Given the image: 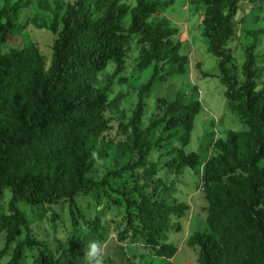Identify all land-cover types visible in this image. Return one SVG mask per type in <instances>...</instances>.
I'll return each mask as SVG.
<instances>
[{
    "label": "trees",
    "instance_id": "16d2710c",
    "mask_svg": "<svg viewBox=\"0 0 264 264\" xmlns=\"http://www.w3.org/2000/svg\"><path fill=\"white\" fill-rule=\"evenodd\" d=\"M208 1L210 5L203 21L205 37L210 40L209 53L220 59L226 96L234 103L252 96L246 108L254 110L264 105V82L262 89L256 91V43L246 49L245 82L241 89L233 80V69L227 67L232 62L231 50L227 47L235 34L234 19L242 0ZM173 3L174 0L165 3L136 0V5L131 7L126 0H75L62 18L63 29L49 68L35 45L10 57L0 53V199L5 192L12 193L9 213L0 212V234L7 233L6 248L0 252V260L24 228L28 236L17 246L8 264H23L26 248H36L34 264H72L76 246H63V254L58 256L34 239L30 224L17 203L41 207L67 200L74 223L78 226L81 220L84 226L96 232L99 224L87 220L77 206V198L85 192L108 187L111 177L121 178L144 168L146 157L153 150L151 131L160 123L166 124V130L181 127L188 133L192 131L200 113V103L183 105L180 99L173 103L163 101L167 108L165 117L153 122L145 131L141 129L147 93L156 82L167 79L155 68L152 79L139 90V103L129 124H122L124 131L130 129L131 132L121 147L130 154H137L140 161L109 173L101 181L89 177L94 167L96 144L110 125L106 113L118 109L122 100L118 97L110 101L109 93L126 68V55L133 37H138L139 50L143 54L138 65L141 70L157 61L171 64L169 76L186 72L188 58L180 55L179 47L172 41L178 30L169 27L166 20L148 21ZM251 3L264 5V0H251ZM42 7L49 9L44 2ZM13 11L9 1L0 10V51L11 43L12 33L17 28L11 17ZM129 14L131 21L125 27ZM249 34L256 42L264 35V29L251 30ZM111 62L116 64L115 72L101 82L99 74ZM246 108H237V112L245 118L252 132L233 134V139L239 138L238 144L247 145L233 148L234 157L225 165L213 160L205 164L206 182L218 183L225 178L228 182L207 189L211 206L209 223L220 230L218 243H212L205 233H196L190 241L191 246L202 249L200 260L203 264H218L221 254L226 264H264V167L260 166L264 158V113H258L255 121ZM253 135L257 137V149L247 153L246 150L252 148ZM217 145L222 150L228 146L223 141ZM178 159V170L196 169L200 160L198 154L187 155L184 150H178ZM155 166L148 174H154ZM134 193L138 194L140 202L130 194L122 195L149 233L148 242L155 255L173 258L176 247L158 246V242L169 228V217L183 214L186 206L152 200L139 189Z\"/></svg>",
    "mask_w": 264,
    "mask_h": 264
},
{
    "label": "rangeland",
    "instance_id": "374dc122",
    "mask_svg": "<svg viewBox=\"0 0 264 264\" xmlns=\"http://www.w3.org/2000/svg\"><path fill=\"white\" fill-rule=\"evenodd\" d=\"M7 1L14 8L11 17L17 28L12 33L11 43L2 47L0 53L10 57L23 48L35 45L49 68L55 44L63 29L62 18L68 7L75 4V0H24L22 3L19 0H0V10ZM155 1L165 3L171 0ZM43 2L49 5L48 10L42 7ZM126 4L134 7L136 0H126ZM209 5L208 0H174L172 5L148 18L150 23L166 20L169 27L178 30L172 41L179 47L180 55L188 58L184 74L169 76L171 64L157 61L148 69L141 70L138 65L143 54L139 50L138 37H133L126 55V68L109 93L110 101L118 97H122V100L118 109L106 113L110 125L96 144L94 167L89 177L101 181L109 173L140 161L137 154H130L121 147L131 132L130 129L124 131L122 124H129L139 103V90L152 79L155 68H159L160 75H165L167 79L156 82L147 93L144 116L140 121L141 129L145 131L153 122H159L165 117L167 108L163 101L173 103L180 99L183 105L199 102L200 113L190 133L181 127L166 130V124L160 123L151 131L153 150L146 157L144 168L124 174L121 178L111 177L108 187L85 192L77 198V206L87 220L99 224L98 231L88 229L81 220L77 226L71 216V204L67 200L41 207L25 202L17 203L30 224L34 239L58 256L63 254V246H76L72 264H203L200 260L202 249L191 246V238L196 233H205L211 237L212 243H218L220 230L209 223L211 206L207 189L223 185L228 179L218 183L206 182L205 164L213 160L219 165H225L234 157L233 148L247 145L238 144L239 138L233 139V134L252 132L245 118L237 112V108L247 107L252 96H246L240 103L231 102L226 96L227 87L223 84L220 59L209 53L210 40L205 37V26L202 23ZM129 20L130 14L125 27L129 26ZM234 27L235 34L227 47L231 50L232 62L227 67L233 69V80L237 88L241 89L245 82L243 66L246 49L256 43V91H259L264 82V35L259 36L255 42L249 33L251 30L264 29V5L242 0L234 19ZM115 69L116 64L111 62L99 74L100 81L104 82ZM199 91L202 92L201 96ZM246 109L255 121L258 113H264V105L254 110ZM220 141L228 145L224 150L218 148L217 143ZM256 141L257 137L253 135L250 139L252 148L247 149V153L250 150L256 151ZM178 150H184L187 155L198 154V167L178 170ZM154 165V174H148ZM260 166L264 167V158ZM135 189L142 190L152 200L159 199L173 206H186L187 210L183 214L169 217V228L158 242V246L176 247L177 253L173 258H159L155 255L154 248L148 242L149 233L142 227L137 212L129 208L122 193L130 194L135 201L140 202L138 194L134 193ZM11 198V191L5 192L0 199V212L9 213ZM27 236L28 232L23 228L22 234L7 249L0 264L11 261L17 246ZM6 241L7 233H1L0 252L6 248ZM36 257V248H26L23 264H34ZM218 259V264H226L223 254Z\"/></svg>",
    "mask_w": 264,
    "mask_h": 264
},
{
    "label": "built area",
    "instance_id": "2783aa9c",
    "mask_svg": "<svg viewBox=\"0 0 264 264\" xmlns=\"http://www.w3.org/2000/svg\"><path fill=\"white\" fill-rule=\"evenodd\" d=\"M203 21H204V18L202 19V23H203ZM199 93H200V96L202 95V92L201 91H199Z\"/></svg>",
    "mask_w": 264,
    "mask_h": 264
},
{
    "label": "clouds",
    "instance_id": "9594fccd",
    "mask_svg": "<svg viewBox=\"0 0 264 264\" xmlns=\"http://www.w3.org/2000/svg\"><path fill=\"white\" fill-rule=\"evenodd\" d=\"M92 247L95 248V245H93ZM97 264H99V262H97Z\"/></svg>",
    "mask_w": 264,
    "mask_h": 264
},
{
    "label": "crops",
    "instance_id": "0c3cea01",
    "mask_svg": "<svg viewBox=\"0 0 264 264\" xmlns=\"http://www.w3.org/2000/svg\"><path fill=\"white\" fill-rule=\"evenodd\" d=\"M158 21H161V20H157L155 23H157Z\"/></svg>",
    "mask_w": 264,
    "mask_h": 264
}]
</instances>
